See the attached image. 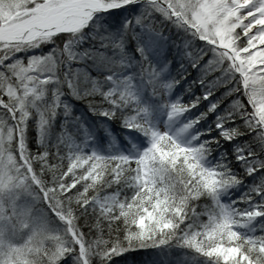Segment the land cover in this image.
<instances>
[{"label":"snow or ice","instance_id":"obj_1","mask_svg":"<svg viewBox=\"0 0 264 264\" xmlns=\"http://www.w3.org/2000/svg\"><path fill=\"white\" fill-rule=\"evenodd\" d=\"M0 264H264V0H0Z\"/></svg>","mask_w":264,"mask_h":264}]
</instances>
